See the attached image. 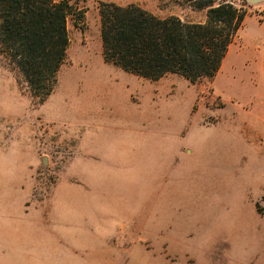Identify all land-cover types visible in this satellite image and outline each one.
I'll return each instance as SVG.
<instances>
[{"label": "rangeland", "instance_id": "obj_1", "mask_svg": "<svg viewBox=\"0 0 264 264\" xmlns=\"http://www.w3.org/2000/svg\"><path fill=\"white\" fill-rule=\"evenodd\" d=\"M101 1L207 19L187 0H71L41 104L0 56V264H264V0H217L250 14L196 83L106 62Z\"/></svg>", "mask_w": 264, "mask_h": 264}, {"label": "trees", "instance_id": "obj_2", "mask_svg": "<svg viewBox=\"0 0 264 264\" xmlns=\"http://www.w3.org/2000/svg\"><path fill=\"white\" fill-rule=\"evenodd\" d=\"M207 9L205 22L159 16L130 3L101 1V36L106 62L158 80L170 73L192 83L213 79L234 42L247 10L217 0H187ZM71 0H0V56L43 103L58 83L70 44ZM85 12L81 10V20Z\"/></svg>", "mask_w": 264, "mask_h": 264}, {"label": "crops", "instance_id": "obj_3", "mask_svg": "<svg viewBox=\"0 0 264 264\" xmlns=\"http://www.w3.org/2000/svg\"><path fill=\"white\" fill-rule=\"evenodd\" d=\"M260 5H262V6H257L258 7L257 10L255 9V11H254V12H256V17L254 18L253 26H254V29L256 30V33L253 34V35L251 34V35L253 37H255V38H259V32L261 31L262 28H264V4H260ZM249 14H250V11L246 15V19L244 21L243 27L245 26V24L247 22V19L249 17ZM202 22H205V21H202ZM262 38H263V41H264V36H262ZM224 61H225V59H224ZM224 61H223V64H224ZM223 64H222V67H223ZM219 93H221V92L219 91ZM169 141L170 142H167V143H170L171 146L170 145H168V146H170L171 148L167 146L169 148V149L167 148V151L170 152L171 154H173V143H172V139L169 140ZM157 146L160 148L159 145H157ZM159 148H158V150H159ZM2 237H3V235H2V229H0V239H2ZM11 237H12V235H11Z\"/></svg>", "mask_w": 264, "mask_h": 264}, {"label": "water", "instance_id": "obj_4", "mask_svg": "<svg viewBox=\"0 0 264 264\" xmlns=\"http://www.w3.org/2000/svg\"><path fill=\"white\" fill-rule=\"evenodd\" d=\"M256 1H259V0H256ZM43 162H44V164H47V162H48L47 158H44Z\"/></svg>", "mask_w": 264, "mask_h": 264}]
</instances>
